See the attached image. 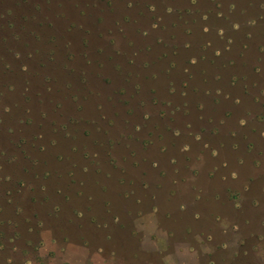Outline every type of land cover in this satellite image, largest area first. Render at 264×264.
<instances>
[{
	"label": "rangeland",
	"instance_id": "obj_1",
	"mask_svg": "<svg viewBox=\"0 0 264 264\" xmlns=\"http://www.w3.org/2000/svg\"><path fill=\"white\" fill-rule=\"evenodd\" d=\"M262 257L264 0H0V264Z\"/></svg>",
	"mask_w": 264,
	"mask_h": 264
},
{
	"label": "crops",
	"instance_id": "obj_2",
	"mask_svg": "<svg viewBox=\"0 0 264 264\" xmlns=\"http://www.w3.org/2000/svg\"><path fill=\"white\" fill-rule=\"evenodd\" d=\"M263 258V261H264V257H262ZM264 263V262H263Z\"/></svg>",
	"mask_w": 264,
	"mask_h": 264
},
{
	"label": "trees",
	"instance_id": "obj_3",
	"mask_svg": "<svg viewBox=\"0 0 264 264\" xmlns=\"http://www.w3.org/2000/svg\"><path fill=\"white\" fill-rule=\"evenodd\" d=\"M259 203V202H258Z\"/></svg>",
	"mask_w": 264,
	"mask_h": 264
}]
</instances>
